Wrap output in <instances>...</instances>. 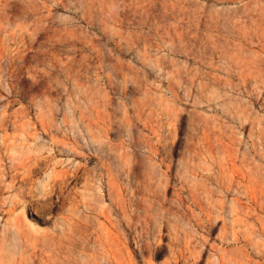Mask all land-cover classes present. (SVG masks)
I'll return each instance as SVG.
<instances>
[{
    "label": "rangeland",
    "instance_id": "1",
    "mask_svg": "<svg viewBox=\"0 0 264 264\" xmlns=\"http://www.w3.org/2000/svg\"><path fill=\"white\" fill-rule=\"evenodd\" d=\"M93 262L264 264V0H0V264Z\"/></svg>",
    "mask_w": 264,
    "mask_h": 264
},
{
    "label": "bare ground",
    "instance_id": "2",
    "mask_svg": "<svg viewBox=\"0 0 264 264\" xmlns=\"http://www.w3.org/2000/svg\"><path fill=\"white\" fill-rule=\"evenodd\" d=\"M176 172V171H175ZM181 194V193H180ZM184 253V252H183ZM179 256V255H178ZM93 264H94V262H93Z\"/></svg>",
    "mask_w": 264,
    "mask_h": 264
}]
</instances>
